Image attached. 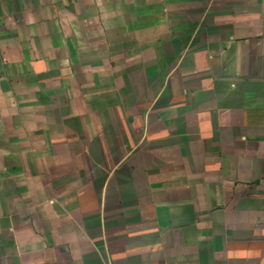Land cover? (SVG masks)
Returning <instances> with one entry per match:
<instances>
[{"label": "crops", "instance_id": "0c3cea01", "mask_svg": "<svg viewBox=\"0 0 264 264\" xmlns=\"http://www.w3.org/2000/svg\"><path fill=\"white\" fill-rule=\"evenodd\" d=\"M0 264H264V0H0Z\"/></svg>", "mask_w": 264, "mask_h": 264}]
</instances>
